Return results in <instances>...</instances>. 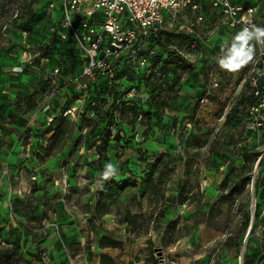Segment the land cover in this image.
Listing matches in <instances>:
<instances>
[{
	"label": "rangeland",
	"instance_id": "obj_1",
	"mask_svg": "<svg viewBox=\"0 0 264 264\" xmlns=\"http://www.w3.org/2000/svg\"><path fill=\"white\" fill-rule=\"evenodd\" d=\"M234 2L254 7L264 29V0ZM48 3L0 0V256L9 264H98L102 253L117 264H264V183L260 201L252 185L233 198L219 190L233 172L264 177V110L254 109L250 83L264 37L251 38L250 59L226 68L220 60L241 32L224 25L220 8L181 11L141 46L142 58L154 51L164 62L144 74L119 64L114 95L103 78L83 102L80 84H91L82 45L60 29L61 11L53 23ZM170 52L182 62L167 64ZM73 107L67 137L52 139L61 127L50 120ZM99 120L111 124L106 177L130 184L110 200L97 193ZM104 237L122 247L101 250Z\"/></svg>",
	"mask_w": 264,
	"mask_h": 264
},
{
	"label": "built area",
	"instance_id": "obj_2",
	"mask_svg": "<svg viewBox=\"0 0 264 264\" xmlns=\"http://www.w3.org/2000/svg\"><path fill=\"white\" fill-rule=\"evenodd\" d=\"M220 8L224 16V25L231 31L245 30L251 38L258 29L257 11L252 6H244L234 0H49L48 11L54 21L61 11L59 27L78 37L84 55L83 75L90 86L80 84L85 99L94 93L93 86L99 76L114 79L116 63L133 62L139 69L146 70L156 55L150 51L146 58L141 57L142 44L156 42L163 29L175 23V17L181 11L200 12L204 6ZM203 20V16H200ZM245 50L252 48L250 40ZM50 46V43H48ZM27 63L31 64L33 55L27 50L23 52ZM246 58V57H245ZM258 74L250 78L254 98L259 104L255 110H264V53L258 54ZM210 87L217 88L218 83L210 80ZM128 97H133L129 94ZM206 98L203 99L205 102ZM78 111V107L69 108L62 116L70 118ZM54 122V118L50 123ZM264 128V121L261 123ZM14 213L13 204L10 203ZM16 219L17 215H13ZM47 261V254L41 256Z\"/></svg>",
	"mask_w": 264,
	"mask_h": 264
},
{
	"label": "trees",
	"instance_id": "obj_3",
	"mask_svg": "<svg viewBox=\"0 0 264 264\" xmlns=\"http://www.w3.org/2000/svg\"><path fill=\"white\" fill-rule=\"evenodd\" d=\"M237 3V2H236ZM243 4V3H242ZM244 6H251V5H245ZM48 4L46 5V8H42V9H47ZM1 19L2 16H0V36H2V30H3V24L1 23ZM53 23L56 25L57 20L54 21ZM159 40V39H158ZM156 40V42L158 41ZM51 49H54L55 44L51 43V41L49 40ZM59 47V46H58ZM176 52H170V55L168 57L167 64L169 63H173L174 61L176 63H181L182 60H180V58L178 56H175ZM156 55L153 57L152 61H151V66L149 69L146 70H152L156 67H158L162 62H164V60H162L161 58H156ZM170 59V60H169ZM124 62H118L116 63V77L114 79L108 78V77H104V76H99L98 77V81L97 83L93 86L94 92H96L97 90H100V82H102L103 78L106 79L107 81H109L108 84V89L111 90V94L114 95L113 93L116 92V86L114 85L115 80L118 78V65L119 64H123ZM146 70H142L143 74L145 73ZM110 79V80H109ZM128 97V95H127ZM256 99V98H255ZM133 100H131V98H129L127 100L126 103H131ZM115 104L112 106L111 111L108 113V115L111 116L112 121H114L115 119V114H114V110H112L114 108ZM258 106V104L256 106H254V108H256ZM145 114L141 115V118L144 117ZM148 115L150 118L149 114ZM55 119H54V123L57 124L58 122L60 123L59 126L61 127V129H57L54 134L52 135V139H59L62 140L64 139V137L66 138L68 135V131H64L62 130V126L65 124L66 119L63 118L62 115H58V114H54ZM135 118L138 119L140 117V114H138L137 112H135ZM111 124H108L107 127H103L102 126V120L97 121L96 126H97V130L94 131L93 133L97 132V140L94 143V145L96 146V152L98 155V159H97V163L100 169V176L97 180V183L100 185V189L97 191V193L99 194V196L101 197L102 200H110V199H114L115 197L120 196L127 187H129L130 184H128V182L123 183V182H115L113 179H110L108 177H106V168H105V162L109 161V158L107 156V146H108V131H109V126ZM59 127V128H60ZM94 129V128H93ZM156 166H154L151 174H150V178L152 177V175L156 172ZM137 182H140V180H137ZM264 183V177L262 178V176L260 174H258L257 178L253 181L251 177L249 176H244L242 178H237L236 174L233 172L230 175H228L220 184L219 186V190L221 191V193H227L226 196L227 198H233L236 193L238 191L242 189L247 188L248 186L253 187V191L255 192V196L257 197V200L260 201V199L262 198L261 196V184ZM99 191H101L99 193ZM13 206L14 203L12 202ZM14 209V208H13ZM245 220L247 223H249V214L246 213L245 216ZM20 221V220H19ZM21 222V221H20ZM99 247L101 250H105V249H118L122 247V244L119 242H116L113 239H109V238H102V240L99 242ZM0 258L2 259L0 261V263H6L9 264L10 263V258L8 257H2L0 256ZM98 264H117L116 261L114 260V258L108 254V253H102L99 257V263Z\"/></svg>",
	"mask_w": 264,
	"mask_h": 264
},
{
	"label": "clouds",
	"instance_id": "obj_4",
	"mask_svg": "<svg viewBox=\"0 0 264 264\" xmlns=\"http://www.w3.org/2000/svg\"><path fill=\"white\" fill-rule=\"evenodd\" d=\"M257 37H264V29H257L256 33H254ZM251 38V35L247 30L238 34L235 37V40L239 43H234L231 49V55L227 58H222L220 63L222 66L226 68L239 67L241 63H244V58H251V49L245 50V45L247 41ZM109 170H111L112 166L108 165Z\"/></svg>",
	"mask_w": 264,
	"mask_h": 264
},
{
	"label": "water",
	"instance_id": "obj_5",
	"mask_svg": "<svg viewBox=\"0 0 264 264\" xmlns=\"http://www.w3.org/2000/svg\"><path fill=\"white\" fill-rule=\"evenodd\" d=\"M252 190H253V188H252ZM251 230H252V227L250 228L249 232H251Z\"/></svg>",
	"mask_w": 264,
	"mask_h": 264
}]
</instances>
